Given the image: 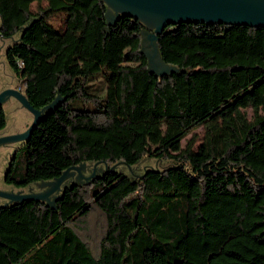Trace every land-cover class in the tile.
Masks as SVG:
<instances>
[{
	"label": "trees",
	"instance_id": "1",
	"mask_svg": "<svg viewBox=\"0 0 264 264\" xmlns=\"http://www.w3.org/2000/svg\"><path fill=\"white\" fill-rule=\"evenodd\" d=\"M106 9L0 0L4 59L27 101L41 110L59 98L24 142V170L11 164L5 182L20 189L82 163L164 166L135 178L109 167L64 187L54 208L0 207V264H210L235 237L264 248V28L168 26L157 48L177 72L160 77L140 52L142 23L108 25ZM57 14L62 32L49 23ZM98 77L103 96L87 91ZM93 206L106 222L98 247L78 228Z\"/></svg>",
	"mask_w": 264,
	"mask_h": 264
},
{
	"label": "water",
	"instance_id": "2",
	"mask_svg": "<svg viewBox=\"0 0 264 264\" xmlns=\"http://www.w3.org/2000/svg\"><path fill=\"white\" fill-rule=\"evenodd\" d=\"M107 7L105 18L107 24L117 22L119 16H126L138 20L144 26L141 31L140 52L146 58L149 71L157 76H165L177 72V69L166 65L158 52L157 39L168 26L178 24H224L229 26H246L250 28H264V0H101ZM150 46L148 48L147 46ZM15 99L20 106L32 115V121L25 131L9 136L0 137L1 144L12 142H26L33 129L41 120L45 112L50 111L58 103L34 109L27 101L24 93L19 89L7 88L0 93V106L7 99ZM99 174L95 170L88 176L85 173V164L72 166L52 181L41 182L44 189L41 192H2L0 198L7 201L3 206L23 201H41L54 208L60 198L63 182L76 174L79 183L97 179L107 170ZM114 166L110 168L113 170ZM0 206V207H3Z\"/></svg>",
	"mask_w": 264,
	"mask_h": 264
},
{
	"label": "rangeland",
	"instance_id": "3",
	"mask_svg": "<svg viewBox=\"0 0 264 264\" xmlns=\"http://www.w3.org/2000/svg\"><path fill=\"white\" fill-rule=\"evenodd\" d=\"M35 5L32 6L34 9ZM65 15L57 14L49 19L50 25L57 31L62 32L64 28ZM10 44L9 40H2L0 38V93L7 88L20 89L23 91V86L19 82V80L14 76V74L10 71L8 66L6 65L4 59V52L6 47ZM150 48V46H147ZM102 79L100 77L96 78L95 81H92L88 84L87 91L90 93L97 94L99 96H103L105 94V87L102 84ZM5 115H6V126L0 132V137L9 136L17 133H22L25 131L27 126L32 121V115L28 113L25 109H23L20 104L13 98H9L2 105ZM73 108L80 109L81 105L76 104L73 105ZM252 114L251 110H247V115L250 117ZM192 134H196L198 141L196 143V147L200 144L204 131L202 128H198ZM190 134L187 138L182 141V147L185 146L186 141L190 139L192 136ZM25 157H26V149L24 147V142H12L9 144H1L0 145V191L2 192H38L39 189H43L39 183L31 184L29 187L24 189H16L15 186L11 184H7L5 182V175L9 169L11 164H14L16 168L20 169V171L24 170L25 165ZM114 166V170H119L120 172L127 174L133 178L139 176L145 169L150 167H162L164 166L161 163L155 162L153 160L144 159L139 164L134 167H126L124 164L117 163L115 165H107V168H111ZM105 164L97 163V164H85V175H90L94 170L96 174L103 172L105 169ZM71 180L79 183L81 180L76 179V175L68 177L62 184L63 185L70 184ZM30 190V191H29ZM101 211L93 206L89 211L88 216L84 218L83 224L80 225L79 231L80 234L88 236V239L91 240L92 245H96L98 247L99 241L103 238L104 230H105V218L100 213ZM71 229L74 230L72 226ZM98 250V248H97ZM90 251L94 257H97V251H94L92 247H90ZM264 257V248L256 245L247 237H235L232 241H230L227 245L223 246L222 249L213 254L210 257V264H254L258 263ZM259 264H264V260Z\"/></svg>",
	"mask_w": 264,
	"mask_h": 264
},
{
	"label": "flooded vegetation",
	"instance_id": "4",
	"mask_svg": "<svg viewBox=\"0 0 264 264\" xmlns=\"http://www.w3.org/2000/svg\"><path fill=\"white\" fill-rule=\"evenodd\" d=\"M76 175V174H75ZM72 183H77V182H75V181H73V180H71V182H70V184H72ZM37 185V184H36ZM69 185V184H68ZM30 186V185H29ZM29 186H27V187H29ZM27 187H24V188H27ZM64 187H66V184L65 185H63V189H64ZM24 188H20V189H24ZM16 189H18V188H16ZM63 189H61V190H63ZM44 189H39V191L38 192H41V191H43ZM30 191V190H29ZM5 203H7V201L6 200H4V199H2V198H0V206H3Z\"/></svg>",
	"mask_w": 264,
	"mask_h": 264
},
{
	"label": "built area",
	"instance_id": "5",
	"mask_svg": "<svg viewBox=\"0 0 264 264\" xmlns=\"http://www.w3.org/2000/svg\"><path fill=\"white\" fill-rule=\"evenodd\" d=\"M20 90V89H19ZM21 91V90H20ZM23 92V91H22Z\"/></svg>",
	"mask_w": 264,
	"mask_h": 264
}]
</instances>
